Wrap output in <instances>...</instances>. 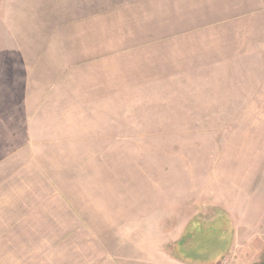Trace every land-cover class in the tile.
Masks as SVG:
<instances>
[{"label": "rangeland", "instance_id": "374dc122", "mask_svg": "<svg viewBox=\"0 0 264 264\" xmlns=\"http://www.w3.org/2000/svg\"><path fill=\"white\" fill-rule=\"evenodd\" d=\"M264 264V0H0V264Z\"/></svg>", "mask_w": 264, "mask_h": 264}, {"label": "crops", "instance_id": "0c3cea01", "mask_svg": "<svg viewBox=\"0 0 264 264\" xmlns=\"http://www.w3.org/2000/svg\"><path fill=\"white\" fill-rule=\"evenodd\" d=\"M178 264H183L182 262H179Z\"/></svg>", "mask_w": 264, "mask_h": 264}]
</instances>
